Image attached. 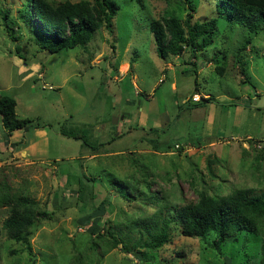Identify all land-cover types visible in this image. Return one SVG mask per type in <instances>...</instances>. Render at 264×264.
Here are the masks:
<instances>
[{
    "label": "rangeland",
    "instance_id": "obj_1",
    "mask_svg": "<svg viewBox=\"0 0 264 264\" xmlns=\"http://www.w3.org/2000/svg\"><path fill=\"white\" fill-rule=\"evenodd\" d=\"M115 2L111 31L49 53L19 18L26 0H0V95L32 123L6 137L0 117V264H264V216L257 235L241 233L219 251L210 239L181 235L175 221L200 195H264V31L241 51L247 32L220 19L206 50L161 60L151 20L207 21L216 0H191L193 12L187 0ZM196 94L210 102L193 101ZM8 139L37 141L33 160L21 149L8 153ZM16 196L50 216L32 230V261L2 229ZM100 202L105 214L85 223ZM160 218L168 242L150 251L144 245L155 232L143 223Z\"/></svg>",
    "mask_w": 264,
    "mask_h": 264
},
{
    "label": "trees",
    "instance_id": "obj_2",
    "mask_svg": "<svg viewBox=\"0 0 264 264\" xmlns=\"http://www.w3.org/2000/svg\"><path fill=\"white\" fill-rule=\"evenodd\" d=\"M187 3L188 10L193 12L191 0H187ZM118 11L119 6L115 0H92L91 3L80 1L74 4L64 2L57 5L45 0H26L19 18L29 27L31 33L36 34L39 50L57 53L62 49L86 47L100 29L111 31L113 18ZM216 14V17L207 21L191 22L192 14H187L184 22L177 17H169L161 21L151 20L150 33L153 36L157 56L161 60H167L180 56L185 50H188L192 56L196 52L206 50L212 44L220 19L239 25L247 32L241 51L249 44L252 37L264 31V0H216ZM2 17L6 21L7 12H4ZM6 27L8 28L7 24ZM9 31L12 33V29L9 28ZM9 36L14 42L18 40L13 33ZM14 48L18 55L20 47L16 45ZM238 60L240 61V58ZM130 67L131 64L128 68ZM200 100L203 103L210 102L209 98H200ZM197 103L199 102L194 104L197 106L199 105ZM15 106L16 102L12 97L0 95V117L6 137L14 131L26 132L32 127L29 120L17 119ZM61 134L70 136L63 130ZM70 137L79 139L75 135ZM14 146L13 144L12 147ZM121 194L127 195L122 190ZM260 197H256L249 189H239L224 197L200 195L196 203L175 211L177 218L175 221H178L176 225L184 237L204 241L210 239L207 240L206 245L214 251H219L227 240L237 242L241 233L257 235L259 219L264 216V195ZM83 202V207L86 208L88 203ZM8 204L10 211L2 223V229L9 239L23 246V250L32 261V249L29 243L32 230L39 220L50 219V216L36 209L35 202L25 197H12L8 199ZM91 208L92 211L83 218L85 223H89L92 219L96 221L105 214L103 202ZM168 223L166 218L149 219L148 223H143L146 229L155 232L145 243L146 249L155 251L168 242ZM106 234L111 237L113 245L117 246L118 241L109 232ZM126 249L125 251L128 252L129 250Z\"/></svg>",
    "mask_w": 264,
    "mask_h": 264
},
{
    "label": "crops",
    "instance_id": "obj_3",
    "mask_svg": "<svg viewBox=\"0 0 264 264\" xmlns=\"http://www.w3.org/2000/svg\"><path fill=\"white\" fill-rule=\"evenodd\" d=\"M176 58H178V57H176ZM167 70H169V69H167ZM124 73H126V71L124 72ZM197 74H198V72H197ZM199 98L201 97V95H199V94H196ZM203 97H205V96H203ZM16 132V131H15ZM27 132V131H26ZM4 133H5V130H4ZM14 133V132H13ZM12 133V134H13ZM37 135L38 136H42V132H37ZM36 136V135H35ZM10 137V136H9ZM37 141H35V142H32V143H29L27 146H25V147H22L23 145H18V146H14V147H12V143H10L9 142V139H8V143L5 145L6 147H8L9 149H10V151L8 152V153H10L11 155H13L18 149H21V150H19L20 151V154H22V153H24L25 154V158H29V159H32V157H34V154H35V143H36ZM33 160V159H32Z\"/></svg>",
    "mask_w": 264,
    "mask_h": 264
},
{
    "label": "built area",
    "instance_id": "obj_4",
    "mask_svg": "<svg viewBox=\"0 0 264 264\" xmlns=\"http://www.w3.org/2000/svg\"><path fill=\"white\" fill-rule=\"evenodd\" d=\"M199 97L197 95H195L194 97H192L193 101H196ZM177 148V146H175Z\"/></svg>",
    "mask_w": 264,
    "mask_h": 264
},
{
    "label": "water",
    "instance_id": "obj_5",
    "mask_svg": "<svg viewBox=\"0 0 264 264\" xmlns=\"http://www.w3.org/2000/svg\"><path fill=\"white\" fill-rule=\"evenodd\" d=\"M137 255L139 256V254H137V253H136V254H134V256H137Z\"/></svg>",
    "mask_w": 264,
    "mask_h": 264
},
{
    "label": "bare ground",
    "instance_id": "obj_6",
    "mask_svg": "<svg viewBox=\"0 0 264 264\" xmlns=\"http://www.w3.org/2000/svg\"><path fill=\"white\" fill-rule=\"evenodd\" d=\"M123 68H126V67H123Z\"/></svg>",
    "mask_w": 264,
    "mask_h": 264
}]
</instances>
